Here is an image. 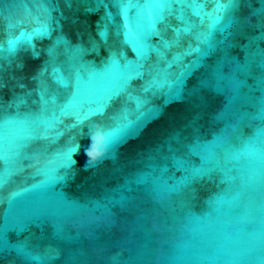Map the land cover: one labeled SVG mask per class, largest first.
Returning a JSON list of instances; mask_svg holds the SVG:
<instances>
[{
    "label": "water",
    "instance_id": "1",
    "mask_svg": "<svg viewBox=\"0 0 264 264\" xmlns=\"http://www.w3.org/2000/svg\"><path fill=\"white\" fill-rule=\"evenodd\" d=\"M181 7L192 32L168 50L179 59L163 66L167 82L143 91L148 77L132 79L133 99L115 97L103 121L134 113L136 97L160 114L108 154L101 119L77 125L75 113L106 85L113 54L122 65L139 59L127 35L145 30L156 5L109 0L106 19L95 0H0L3 136L27 141L6 144L0 162V264H264V4ZM155 61L152 52L145 63Z\"/></svg>",
    "mask_w": 264,
    "mask_h": 264
},
{
    "label": "snow or ice",
    "instance_id": "2",
    "mask_svg": "<svg viewBox=\"0 0 264 264\" xmlns=\"http://www.w3.org/2000/svg\"><path fill=\"white\" fill-rule=\"evenodd\" d=\"M109 0H95V3L103 5L105 7V18L108 19L111 16V13L107 10ZM113 3H120L123 0H111ZM146 4L156 5L155 9L147 10L149 14L148 23L145 26V30L140 32L137 36L127 35L129 42H132L136 45V51L139 59L135 63L125 62L123 65L120 63V60L116 58V54H113L108 61L107 68L110 69V78L108 79L106 85L99 89V91L94 94L91 99V103L86 111L76 112L77 125L83 123L85 120L91 121L93 117H99L101 119V132L105 137L104 144L102 145L103 149H106L108 154L111 153L114 146L118 142H122L130 137H134L142 131L143 127L146 124L148 118L158 117L160 112L156 109L148 110L146 114L143 111L144 102L136 97V108L134 113L129 111L126 107L121 108V110L112 117L111 123H104L103 118L105 116L106 109L108 108L110 102L117 96H120L122 93H126L128 98L133 99L130 92H128V86L132 79L134 78H144L148 77L144 86H142L143 91H148L149 89H159L163 84L167 82L168 73L163 66L170 67L172 63L178 61L179 56L176 54L173 55L172 61L167 60L166 54L169 49L178 48L181 45V40L189 33L192 32V25L185 19L184 8L181 6H192L203 4L205 0H144ZM209 2L216 3L218 5L216 11L219 12L222 10L223 5L226 3L232 5L238 2V0H209ZM261 4H264V0H260ZM176 4L178 7L173 9L171 6ZM167 11L168 16H174L178 24L172 25L165 21L163 13ZM93 11V9H89ZM264 12V9H261ZM153 12L155 13L153 15ZM193 16H200L201 21L204 17L207 16L212 21V26L218 23L220 17L203 13L199 8L193 7L192 9ZM162 23L164 29H170L172 35L169 37L165 34L164 31H157L155 28L156 23ZM264 28V24L261 25ZM39 31V34H46V29L42 28ZM100 35L103 37V32H100ZM151 36H157L159 38V43L153 47L148 43V38ZM195 38L200 40V36L196 35ZM15 50V43L10 42L9 51L12 52ZM193 51L191 44L188 45L186 49L183 50L181 55H185ZM154 52L156 55L155 63H145L148 61L149 54ZM122 55V54H121ZM4 71L3 64L0 63V88H3V77L2 73ZM23 87V85H19ZM179 98V89L177 88L175 93H169V99ZM43 99V97H42ZM48 102H53L51 97L48 98ZM2 101H0V162L6 160L5 156V147L6 144L11 147H19L27 141H19L10 139L5 141L3 136V119H2ZM90 132L95 131V124L89 123L88 125ZM87 147V146H86ZM77 151V146L72 145L68 148L62 155L61 162L62 165L67 167L72 164L71 154ZM101 157V159H105ZM178 167H184V162L176 161ZM92 162H88V167H91ZM205 174L204 168L201 169H186V175L183 177L184 184H191L199 178H202ZM5 178L3 175H0V185L4 183Z\"/></svg>",
    "mask_w": 264,
    "mask_h": 264
}]
</instances>
